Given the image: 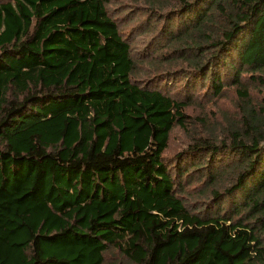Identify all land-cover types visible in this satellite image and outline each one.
Masks as SVG:
<instances>
[{"label":"trees","instance_id":"1","mask_svg":"<svg viewBox=\"0 0 264 264\" xmlns=\"http://www.w3.org/2000/svg\"><path fill=\"white\" fill-rule=\"evenodd\" d=\"M133 1L157 89L108 0H0V264H264V0ZM233 89L241 119L188 132Z\"/></svg>","mask_w":264,"mask_h":264},{"label":"rangeland","instance_id":"2","mask_svg":"<svg viewBox=\"0 0 264 264\" xmlns=\"http://www.w3.org/2000/svg\"><path fill=\"white\" fill-rule=\"evenodd\" d=\"M109 5L108 9L113 16L122 17L120 21H123L124 26V33L128 36L131 41H134L138 50V59L143 60V63L139 67V77L142 83L143 78L145 75H148L149 80H153L152 85L155 89H157L162 83L160 82L157 76L162 75L168 71L167 67H161L163 63L154 62L151 60L150 56H153L154 53L150 51H143L146 47H149L148 42L150 41L152 35L156 30L157 27L152 28V31L148 35H139L137 38L135 34L137 28L140 24L143 25V12L146 10L142 3L140 5H136L133 0H108ZM115 17V18H116ZM136 50V49H135ZM145 56V57H144ZM144 57V58H143ZM181 66L176 65L174 70L170 71H178ZM169 71V72H170ZM144 83V82H143ZM184 77L182 76H168L167 82H165L166 86L161 87L162 90L168 91L178 98L179 96L175 93L180 91V88L185 84ZM143 85V84H142ZM246 87L250 90L251 96L254 102L258 103L259 100H264V96H260V93L255 88V85L251 83H247ZM240 99L236 91L233 89L226 94L224 99H213L207 96H204L202 92H197L194 95V101L191 107L186 110V113L193 119H205L211 125L212 123L217 122H224V127L229 126L232 121H237L241 119L240 112L238 110ZM200 120H198L200 122ZM198 121H191L192 126L189 127L188 132L190 133L191 128L195 130L196 127L201 126ZM217 121V122H216ZM195 123V124H194ZM197 123V124H196ZM194 126V127H193ZM203 127V126H202ZM200 128V127H199ZM199 130H202L201 128ZM178 127L175 129L174 133L171 135L170 144L168 150L165 153L167 160H171L172 162L175 161L178 155L184 152L191 142L192 134H189ZM206 166V164L204 165ZM217 185L213 186L216 190L222 191L227 185L230 184V174L224 170L219 176L217 180ZM198 184H201L197 186ZM195 187L193 192L198 194L200 189H203L205 195L195 194L191 200L196 202L197 200H202L204 198H208L209 194L211 193L212 186L206 181L196 182L192 185ZM202 192V193H203ZM116 254L114 253L113 256L107 257V261H113ZM115 263V262H113Z\"/></svg>","mask_w":264,"mask_h":264}]
</instances>
